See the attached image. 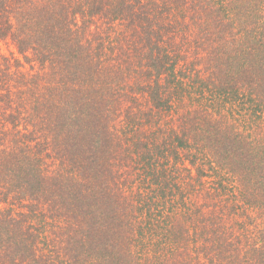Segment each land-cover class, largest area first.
I'll list each match as a JSON object with an SVG mask.
<instances>
[{"label":"trees","instance_id":"obj_1","mask_svg":"<svg viewBox=\"0 0 264 264\" xmlns=\"http://www.w3.org/2000/svg\"><path fill=\"white\" fill-rule=\"evenodd\" d=\"M0 41V264H264V0H0Z\"/></svg>","mask_w":264,"mask_h":264},{"label":"rangeland","instance_id":"obj_2","mask_svg":"<svg viewBox=\"0 0 264 264\" xmlns=\"http://www.w3.org/2000/svg\"><path fill=\"white\" fill-rule=\"evenodd\" d=\"M0 55L1 57H3V59L0 58V61L3 63L2 65L4 66L5 65V60L7 59L8 61H11V64L15 63V60L14 59H20L23 63H25L24 59L17 55V50L14 48V45L10 42V41H0ZM14 55V56H12ZM30 66H26L24 65L23 66V69H21L23 72H26V70L29 69ZM20 79V78H19ZM17 82H18V79H17ZM13 91H16V89H13L12 90V93ZM5 90L3 88V92L2 90L0 89V95L2 94H5ZM190 92H191V100L194 101V103H197V100L195 99V97L197 98H200V101L199 103H202V99H201V86H200V82H198L197 84L195 83V85H192V87L190 88ZM194 97V98H193ZM16 98H17V95H16ZM206 98V97H205ZM29 99V97L27 98ZM21 101V100H20ZM198 103V104H199ZM18 105L20 106V102L18 103ZM14 107H17V105H15ZM25 115V114H24ZM128 171V170H127ZM130 173L133 174V169L130 170ZM133 178V176H132Z\"/></svg>","mask_w":264,"mask_h":264}]
</instances>
